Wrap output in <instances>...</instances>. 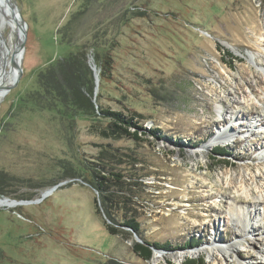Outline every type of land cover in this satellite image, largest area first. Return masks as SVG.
Listing matches in <instances>:
<instances>
[{
  "label": "rangeland",
  "instance_id": "374dc122",
  "mask_svg": "<svg viewBox=\"0 0 264 264\" xmlns=\"http://www.w3.org/2000/svg\"><path fill=\"white\" fill-rule=\"evenodd\" d=\"M126 1L161 12L153 23L139 21L136 48L121 53L101 87L104 106L143 123L138 141L103 132L104 119L20 106L40 72L76 51L56 34L76 5L16 0L28 35L22 77L0 99V170L15 193L32 196L24 200H41L0 203V264H171L188 256L264 264L231 214L247 188L264 196V0ZM3 31L10 38L12 27ZM113 173L124 184L115 186L117 211L108 215L95 183L105 176L112 188ZM130 215L141 235L108 230ZM142 236L175 247L143 261L132 252ZM235 241L238 249L228 250Z\"/></svg>",
  "mask_w": 264,
  "mask_h": 264
},
{
  "label": "trees",
  "instance_id": "16d2710c",
  "mask_svg": "<svg viewBox=\"0 0 264 264\" xmlns=\"http://www.w3.org/2000/svg\"><path fill=\"white\" fill-rule=\"evenodd\" d=\"M122 1L74 0L71 3V6L76 5V8L71 11L64 23L56 27V34L62 43L77 47V49L39 73L38 88L30 91L26 97L21 99L22 108L53 110L66 114L74 111L78 117L93 122L101 119L107 120L108 122L102 129L103 132L110 129L114 135H125L136 141L142 139L139 132H147L143 123L140 125L141 121L135 119L134 113L125 115L122 111H114L104 106L101 102V87L104 81L113 78L112 73L116 69L118 59L121 58V53L136 48L133 35L140 33L139 21L153 23V17L161 15V12L157 9L151 12L145 6ZM123 27H128V31ZM90 60L98 69V90H96V79ZM157 90V88L150 89L152 96H159ZM213 150L218 155H225L226 152L222 147L213 148ZM113 175L116 176L114 178L116 183L112 188L108 189L104 185V179L107 178L105 176L95 183L102 196V202L106 205L108 215L114 213L113 210L117 208L114 207L117 204L112 203L114 200L111 199L112 196H119L115 186L124 184L122 174L113 173ZM11 186H13L12 180L0 170V197H13L18 200L32 199V196L15 193ZM117 226L122 227V230L126 232L131 230L141 235L142 223L133 215L124 217L123 223L107 224L112 234L119 233L120 229ZM189 243L188 245L192 244V242ZM183 246H186L185 243ZM172 247L175 246L170 241L162 242L142 236L140 241L133 243L132 252L139 259L149 261L152 259L154 250L170 251ZM107 264L118 263L108 260ZM171 264H204V260L203 257L188 256L180 263Z\"/></svg>",
  "mask_w": 264,
  "mask_h": 264
},
{
  "label": "bare ground",
  "instance_id": "6f19581e",
  "mask_svg": "<svg viewBox=\"0 0 264 264\" xmlns=\"http://www.w3.org/2000/svg\"><path fill=\"white\" fill-rule=\"evenodd\" d=\"M6 26L12 27V32L10 38H8L3 29ZM16 33V34H15ZM21 29L17 24V21L15 20L13 13L6 2V0H0V99L4 97L8 91L5 87L10 85L13 80L15 79V76L17 74L16 68L12 66V55L14 54L15 47H17L16 39H19L21 37ZM15 35V41L13 40V36ZM262 40V39H261ZM255 53V52H250ZM23 56V53L18 52L16 60L18 61L20 57ZM254 58H256V55H253ZM258 62V61H257ZM259 65V64H258ZM239 116L238 114L235 116ZM264 121V118L261 119ZM244 127V125L242 126ZM231 131L235 130V126L230 125ZM225 132V131H224ZM227 132V130H226ZM229 132V131H228ZM233 133V132H231ZM221 132L217 133L213 136L212 142L215 140H219L220 138H223L221 136ZM258 141V139H255ZM241 142V140L239 141ZM260 144V142H258ZM239 144V143H238ZM242 183L248 187V181L246 179L241 180ZM235 182V180L231 181V184ZM262 189V187H258ZM249 192L251 193L250 196L247 195V197H242L239 195L240 198H234L233 204L231 205V214L234 217V222L236 225L240 227L241 234H245L247 236H251L252 239V246L257 250L258 254L260 256L264 257V238L262 237V233H264V223H258V221L262 220L261 218L262 213L260 212V206L263 207L264 210V196H257L253 195L254 190L251 188H247ZM261 191V190H260ZM1 204H8L9 206H12L14 204V201H7L0 199ZM259 210V211H258ZM264 213V212H263ZM213 243L216 242V238H213ZM238 241H235L228 245L227 249L230 250H236ZM232 246V248H229ZM248 264V263H246Z\"/></svg>",
  "mask_w": 264,
  "mask_h": 264
},
{
  "label": "water",
  "instance_id": "95a60500",
  "mask_svg": "<svg viewBox=\"0 0 264 264\" xmlns=\"http://www.w3.org/2000/svg\"><path fill=\"white\" fill-rule=\"evenodd\" d=\"M6 2L8 3V5H9V7H10L12 13H13V16H14L15 20L17 21V24L20 27L21 32H22L21 37L19 39H16V44L15 45H17V47H15V50L13 52L14 54L12 55V58H11L12 66L14 68H16L17 74H16L15 79L13 80V82L10 85H8L7 87H5L7 89V91H9V90H11L14 86H16L19 83V81H20V79L22 77V74H23L22 57H20V59L18 61L16 60V57H17L18 52H21V53L24 52L26 38H27V35H28V24H27L26 20L24 19L23 15H22V12H21V9H20L19 5L17 4L16 0H6ZM90 62H91V60H90ZM91 68L94 71V76H95V79H96V90H98L99 73H98L96 65L93 64L92 62H91ZM45 194L43 195V197L45 196ZM0 199L14 201L15 204H17V205L30 203V202H35V201L37 202V201L41 200L40 198L37 199V200H34V201L33 200H24V199L17 200V199H11L9 197H3V196H1ZM195 257H197V256H195Z\"/></svg>",
  "mask_w": 264,
  "mask_h": 264
}]
</instances>
